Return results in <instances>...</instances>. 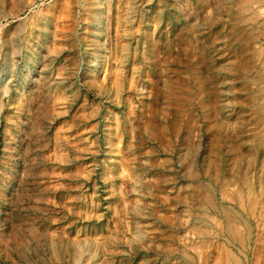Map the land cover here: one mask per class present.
Listing matches in <instances>:
<instances>
[{"label": "rangeland", "instance_id": "374dc122", "mask_svg": "<svg viewBox=\"0 0 264 264\" xmlns=\"http://www.w3.org/2000/svg\"><path fill=\"white\" fill-rule=\"evenodd\" d=\"M102 4L0 0V264H264V0Z\"/></svg>", "mask_w": 264, "mask_h": 264}, {"label": "bare ground", "instance_id": "6f19581e", "mask_svg": "<svg viewBox=\"0 0 264 264\" xmlns=\"http://www.w3.org/2000/svg\"><path fill=\"white\" fill-rule=\"evenodd\" d=\"M92 5L96 8V17H97V24H98V31H99V33H102V27H103V29L105 28V30L104 31H106V34L108 33V27L105 25V24H103V26H102V23H103V19H104V22L106 21V18H103L102 19V14H103V10H102V0H92ZM42 20L44 19V20H47L48 18L47 17H43V18H41ZM107 22V21H106ZM156 25L155 26H153V29H152V31L151 32H149V34H148V38H149V40L151 41L152 39H153V36H154V33H155V30H156ZM31 34H32V29H31V26H28L27 27V29L25 30V34H24V37H23V56H22V58H21V60H20V62H21V67L22 68H25L27 65H28V61L30 60V58L33 56L32 55V53H31V51H30V49H29V41H30V37H31ZM109 34V33H108ZM65 38H66V36H65ZM108 40H109V35H108V39L106 40V42H105V44H104V48H107L109 45H110V43L108 44L107 42H108ZM117 41L115 40L114 41V43H113V46H112V50H113V48L117 45ZM111 50V51H112ZM113 55H111V58H112V62H115V61H117L116 60V58H113L112 57ZM108 57V56H107ZM97 58H101V54L99 53V54H97L96 56H95V59H97ZM104 59H100V60H98V62L99 63H101L102 61H103ZM106 60V59H105ZM116 64V63H115ZM106 66V65H105ZM106 71H107V67L105 68V70H104V75H103V77H102V80H105V77H106ZM9 82V81H8ZM96 87H99V89H101V86H100V84L99 83H96ZM101 91V90H100ZM103 92V91H102ZM120 142H121V140L118 138V144H120ZM110 144V143H109ZM118 146V145H117ZM120 147V146H119ZM119 149V148H118ZM118 149H117V151H118ZM118 153V152H117ZM90 256V255H89ZM90 258H92V256L90 257ZM91 263L90 264H96L94 261H90Z\"/></svg>", "mask_w": 264, "mask_h": 264}]
</instances>
